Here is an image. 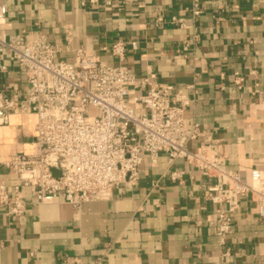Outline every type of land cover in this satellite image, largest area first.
<instances>
[{
  "label": "crops",
  "instance_id": "crops-1",
  "mask_svg": "<svg viewBox=\"0 0 264 264\" xmlns=\"http://www.w3.org/2000/svg\"><path fill=\"white\" fill-rule=\"evenodd\" d=\"M81 2L0 0L6 11L1 28L7 36L45 39L59 60L72 63L75 50L84 49L136 78L152 72L156 82L193 100L187 122L219 142L227 169L248 186L253 171L264 175V1L202 0L204 12L196 19L188 0ZM173 17L185 19V26L172 24ZM118 41L126 48L123 62L110 51ZM0 66L1 101L23 91L25 82L7 54ZM34 123V115L15 114L0 126V180L9 191L14 176L3 163L35 151ZM167 169L165 154L155 163L145 158L137 185H119L107 200L79 207L37 205L22 187V216L8 217L0 208V264H264V224L254 193L239 198L230 234L220 244L211 224L215 206L205 199L213 180L181 160L172 166L183 173L181 182L163 177Z\"/></svg>",
  "mask_w": 264,
  "mask_h": 264
},
{
  "label": "built area",
  "instance_id": "built-area-1",
  "mask_svg": "<svg viewBox=\"0 0 264 264\" xmlns=\"http://www.w3.org/2000/svg\"><path fill=\"white\" fill-rule=\"evenodd\" d=\"M138 1L82 0L81 6L100 2L125 6ZM188 1L189 13L198 18L204 12L202 0ZM5 13L0 5V56L7 54L16 63L25 88L1 99L0 126L15 114L35 116V151L3 163L15 181L9 191L0 180V208L6 216L23 215L27 200L22 187L29 188L37 205L59 202L79 207L107 200L119 185H137L145 158L155 163L165 154L168 169L163 177L170 181L182 180L183 173L172 170L177 160L213 180L205 199L215 206L211 224L220 244L230 234L232 215L243 195H256L257 216L264 224V189L259 186L264 175L253 171L248 186L227 169L219 142L207 137L198 124H188L186 111L193 100L185 93L156 82L152 72L136 78L129 68L100 63L84 49L75 50L72 63L59 60L43 38L7 36L1 28ZM171 23L184 27L185 19L173 17ZM130 48L136 49L135 42ZM110 51L124 61L123 42L112 44ZM241 81L237 76L235 83ZM202 139L206 141L193 147ZM157 186V180L152 182L151 190Z\"/></svg>",
  "mask_w": 264,
  "mask_h": 264
}]
</instances>
